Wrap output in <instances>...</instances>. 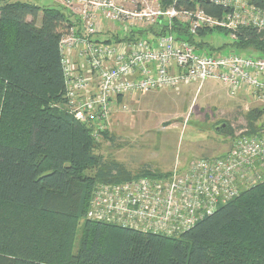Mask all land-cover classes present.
Instances as JSON below:
<instances>
[{"label":"trees","instance_id":"obj_1","mask_svg":"<svg viewBox=\"0 0 264 264\" xmlns=\"http://www.w3.org/2000/svg\"><path fill=\"white\" fill-rule=\"evenodd\" d=\"M249 1L264 9V0ZM0 2V264H264V181L178 236L88 219L97 183L133 176L97 154L91 129L60 108L59 42L71 15L54 3ZM200 5L210 15L223 12L207 1ZM173 28L201 46L207 43L196 37L209 31L228 35L207 28L194 37L181 24ZM225 46L242 55L250 47L263 57L264 30L244 28L228 45L211 50ZM260 113L244 114L250 133ZM224 129L232 134L230 123ZM100 133L107 137L106 130ZM147 175L162 173L143 169L135 177Z\"/></svg>","mask_w":264,"mask_h":264},{"label":"built area","instance_id":"obj_2","mask_svg":"<svg viewBox=\"0 0 264 264\" xmlns=\"http://www.w3.org/2000/svg\"><path fill=\"white\" fill-rule=\"evenodd\" d=\"M71 15L59 42L64 78L60 107L91 129H107L118 97L177 89L209 79L229 95L248 94L264 105V56L227 54L190 42L174 31L220 28L230 39L244 28L264 30V9L249 0H51ZM207 1L223 9L206 13ZM182 3H194L186 8ZM197 42L202 40L199 37ZM250 133L245 119L232 126L224 154L199 158L162 175L99 182L85 216L142 231L178 236L240 191L264 181V119Z\"/></svg>","mask_w":264,"mask_h":264},{"label":"rangeland","instance_id":"obj_3","mask_svg":"<svg viewBox=\"0 0 264 264\" xmlns=\"http://www.w3.org/2000/svg\"><path fill=\"white\" fill-rule=\"evenodd\" d=\"M34 2L40 6L53 5L51 0ZM202 40L213 49L231 42L225 32L217 30L209 31ZM230 51L228 46L221 50L223 54ZM240 52L261 54L250 47ZM251 109L261 110L257 121L261 116L264 119V105L248 94L232 97L222 84L212 79L200 87L190 84L132 94L113 104L108 134L97 141V154L118 162L133 177L143 169L160 174L174 168L184 169L196 159L224 154L230 133L223 132L225 127L218 131L215 127L221 123L226 126L228 122L232 129ZM110 136L112 141L108 140Z\"/></svg>","mask_w":264,"mask_h":264},{"label":"water","instance_id":"obj_4","mask_svg":"<svg viewBox=\"0 0 264 264\" xmlns=\"http://www.w3.org/2000/svg\"><path fill=\"white\" fill-rule=\"evenodd\" d=\"M225 127V123H221L219 126L215 128L216 131H218L220 128Z\"/></svg>","mask_w":264,"mask_h":264},{"label":"flooded vegetation","instance_id":"obj_5","mask_svg":"<svg viewBox=\"0 0 264 264\" xmlns=\"http://www.w3.org/2000/svg\"><path fill=\"white\" fill-rule=\"evenodd\" d=\"M216 128V127H215Z\"/></svg>","mask_w":264,"mask_h":264}]
</instances>
